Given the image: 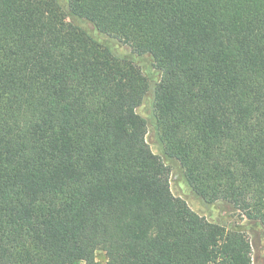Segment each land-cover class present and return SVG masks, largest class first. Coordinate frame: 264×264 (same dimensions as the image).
Returning <instances> with one entry per match:
<instances>
[{"label":"trees","instance_id":"trees-1","mask_svg":"<svg viewBox=\"0 0 264 264\" xmlns=\"http://www.w3.org/2000/svg\"><path fill=\"white\" fill-rule=\"evenodd\" d=\"M166 160L264 237V0H0V264H252Z\"/></svg>","mask_w":264,"mask_h":264},{"label":"rangeland","instance_id":"rangeland-1","mask_svg":"<svg viewBox=\"0 0 264 264\" xmlns=\"http://www.w3.org/2000/svg\"><path fill=\"white\" fill-rule=\"evenodd\" d=\"M63 2L64 0H60ZM79 26L88 31V33L103 44H107L116 53L123 56L130 57L141 68L144 75L153 80H158L159 74L152 68L151 59L148 56H134L131 55L130 50L104 35L99 34L91 24L85 21L75 20ZM137 113L145 118L148 122V132L146 141L153 153L161 155V148L157 136L153 129V111L151 105V97H147L143 104L137 109ZM170 169V188L174 196L183 199L187 205L199 216L205 218L210 222L219 223L228 229L236 226L243 231L249 239L252 247V264H264V237L263 231L259 226H249L239 212L235 211L230 205L224 202H216L207 204L195 196L193 191L184 181L179 166L174 161H165ZM98 260L105 264L102 255H98Z\"/></svg>","mask_w":264,"mask_h":264}]
</instances>
